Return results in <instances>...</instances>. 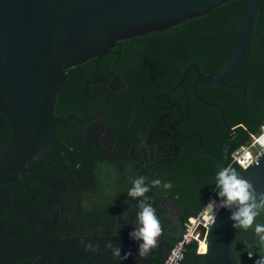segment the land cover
Returning <instances> with one entry per match:
<instances>
[{"label": "trees", "instance_id": "trees-1", "mask_svg": "<svg viewBox=\"0 0 264 264\" xmlns=\"http://www.w3.org/2000/svg\"><path fill=\"white\" fill-rule=\"evenodd\" d=\"M245 1L229 0L163 30L119 40L98 63L96 58H90L68 67L57 87L53 113L64 116L83 112L84 115L85 103H91L92 108H98L100 103V99L92 101L82 95L87 79L93 81L88 85L92 93L97 85L95 81L104 78L107 69L118 73V78L126 84L118 98L131 102L137 110L135 121L125 124L126 118L117 117L120 111L124 116L125 105L121 104L117 111L116 104L120 100L116 96L110 97L109 133L114 136L124 133L145 154H161L156 165L148 171L145 184L151 185L153 180L159 179L161 186L151 189H160L161 193L170 196L188 216L198 215L210 198L219 197V171L231 165L237 173L242 172L243 169L233 161L232 153L264 125V3L255 17L250 52L226 77L229 83L244 85V99L241 88L200 83L196 87L201 98L223 107L225 121L233 127L232 131L224 125L218 108L206 106L193 96V75L183 81L184 89L175 87L185 65L191 62H196L206 72L221 68L234 50L237 28L230 25L240 17ZM143 59L157 66L158 80L149 78L147 67L141 66ZM185 92L189 98L188 107ZM164 107H172L171 124H164L167 122V117L163 116ZM63 129L61 124L55 125L58 136L67 145L77 148L80 138L77 129L71 123L67 131ZM146 138H150V146L146 144ZM98 157H103L99 150ZM164 183H170L171 189H165ZM128 213L136 218L135 209L130 208ZM256 224L264 225V210L259 211L248 231L236 230L234 252L238 264H254L259 258L258 253L264 252V246H260L252 249L257 252L253 258L247 255L246 244L259 240V235L255 234ZM176 240L169 243L168 249ZM155 259V264H160L164 254Z\"/></svg>", "mask_w": 264, "mask_h": 264}, {"label": "water", "instance_id": "water-1", "mask_svg": "<svg viewBox=\"0 0 264 264\" xmlns=\"http://www.w3.org/2000/svg\"><path fill=\"white\" fill-rule=\"evenodd\" d=\"M226 1L229 0H0V111L12 127L8 145L0 150V184L18 182V173L23 172L26 165L34 164L50 150V145L61 151L68 161L80 158V154L61 142L54 132L56 123L76 118L74 115L60 118L53 113L57 87L64 79L66 67L104 55L119 40L163 30ZM263 3L264 0L245 1L240 17L230 25L237 28L234 50L218 71H201L193 63L181 78L182 81L188 71L194 69L193 94L206 106L220 110L229 131L223 107L201 98L196 87L199 83L237 87L243 90L244 99V85L229 83L226 77L250 52L255 17ZM257 161L244 168L240 176L253 183L258 204L260 193L264 192V151ZM225 199L217 198L215 224L204 227L199 223L196 228L198 239L206 235L205 252L197 253L198 242L193 240L185 244L181 264H238L234 252L237 229L229 216L239 205L222 207ZM170 203L181 210L173 200ZM181 235L182 232L176 238L180 239ZM108 242L134 252L139 264H151L153 255L161 253L162 249L159 244L146 259H141L138 247L142 240L108 234L77 238L73 247L101 249L106 248ZM30 251L23 245H0V264L21 258Z\"/></svg>", "mask_w": 264, "mask_h": 264}, {"label": "flooded vegetation", "instance_id": "flooded-vegetation-1", "mask_svg": "<svg viewBox=\"0 0 264 264\" xmlns=\"http://www.w3.org/2000/svg\"><path fill=\"white\" fill-rule=\"evenodd\" d=\"M100 57L93 58H96L98 63ZM193 63L196 62L185 65L175 87L184 89L183 81L190 75H193L194 82L193 68L181 81L187 67ZM141 64L142 67H147L149 78L158 80L159 72L155 71L157 66L154 63L143 59ZM68 67L63 70L64 76ZM199 69L205 71V68L199 67ZM117 78L118 73L107 69L105 77L95 81L97 85L91 88L92 93L88 85L93 81L91 78L87 79L82 95L92 101L100 99L98 108H92L91 103H85L84 115L83 112L68 113L64 116L54 114L60 118L76 116L77 119L70 118L65 123L55 125L61 124L63 130L67 131L66 128L70 123L73 124L80 135L77 148L67 145L55 132V126L54 132L67 147L75 149L80 154V158H71V161H68L61 151L50 145V150L38 157L34 164L26 165L23 172L18 173V182L0 184V245H23L31 250L30 253L6 264H138V261L140 262L132 251V255L127 260H117L107 248L73 247V241L77 238L94 234L129 235L133 229L141 226L137 214L141 210L138 204L143 198L130 197L128 190L132 187L134 179L140 176L147 178L148 171L156 165L157 158L161 156L160 153L155 152L152 155L145 154L143 149L124 133L120 132V136L109 133L107 112L111 109L110 97H120L123 88L126 87L125 82ZM185 94L186 107H188L189 98L187 92ZM121 104L125 105L124 116L120 111L117 117L126 118L125 124H132L135 121L136 107L129 101L120 100L116 104L117 111L121 109ZM171 108L164 107L163 116L167 117V122L164 124H171ZM143 118L148 120L145 116ZM228 127L233 130V127L229 125ZM11 133V124L0 111V150L8 145ZM105 140L110 146L115 145L114 153L124 151L123 157L117 158L112 154L108 150L112 147H106ZM150 141V138H146V144L149 146ZM98 150L103 153L102 158L98 157ZM146 196L150 199L145 203H151L155 208L163 229L162 235L158 238V246L162 244L161 253L153 255L154 260L151 263L155 264V256L164 254L169 243L183 232V225L188 215L179 204L181 210L173 207L170 203L173 199L161 193L160 189H151ZM130 208L136 211L135 219L128 213ZM52 244L54 247H51ZM120 248L121 256L128 252Z\"/></svg>", "mask_w": 264, "mask_h": 264}, {"label": "clouds", "instance_id": "clouds-1", "mask_svg": "<svg viewBox=\"0 0 264 264\" xmlns=\"http://www.w3.org/2000/svg\"><path fill=\"white\" fill-rule=\"evenodd\" d=\"M256 163L257 166H259V161ZM145 179L144 176L134 179L132 187L128 190V195L130 197L143 198L138 204L141 210L137 214L141 226L133 229V231L129 233L131 238L143 241L138 247V256L141 259H146L149 254L158 247V238L162 235L163 231L161 221L156 215L155 208L151 203H145V201L150 199L146 196V193H148L152 187L161 186L162 182L156 179L151 182V185H148L145 184ZM217 186L221 189L217 195L226 197L222 202V207H230L233 203L239 205L238 210L232 212L229 216V219L233 221L232 226L235 229H243L245 231L252 228L256 217L259 215V211L264 210V192L260 193V202L258 204L255 203L256 188L253 183L248 179L241 178L240 174L237 173L236 169L231 165L224 167L217 173ZM163 187L165 189H171L172 185L170 183H164ZM206 207L207 209H211V211L207 213L206 219L212 226L216 222L218 209L215 208L212 199L208 201ZM262 233H264V225L256 224L255 234L259 235V240H255L254 243L246 244V247L249 249L247 255L250 259L257 254V252L252 249L264 246V235H260ZM87 247H91V245H87ZM105 247L111 250L113 257L117 260H127L132 255L131 251H128L121 256L120 246H114L111 242H108ZM201 250L203 251L204 249L202 248ZM258 255L259 258L254 260V264H264V252H260Z\"/></svg>", "mask_w": 264, "mask_h": 264}, {"label": "built area", "instance_id": "built-area-1", "mask_svg": "<svg viewBox=\"0 0 264 264\" xmlns=\"http://www.w3.org/2000/svg\"><path fill=\"white\" fill-rule=\"evenodd\" d=\"M264 151V125L260 126L258 132L251 133L249 140L242 144L239 148L233 151L232 159L235 161L242 169L247 166L255 163L257 161L258 156L261 152ZM214 201L215 208H219V204L217 199L211 198ZM203 212H199L198 215L191 217L187 216L184 226L183 233L180 239H177L173 245L167 250L164 255V259L160 264H180L185 252V244L190 243L195 240L198 242L197 253L205 252L206 243L205 238L206 235L202 239H198V233H195L197 226L199 223L204 227L209 225L203 223L202 217ZM200 243L205 245V249L202 251L200 248Z\"/></svg>", "mask_w": 264, "mask_h": 264}, {"label": "rangeland", "instance_id": "rangeland-1", "mask_svg": "<svg viewBox=\"0 0 264 264\" xmlns=\"http://www.w3.org/2000/svg\"><path fill=\"white\" fill-rule=\"evenodd\" d=\"M104 143L107 144L106 147H112V148H109L108 150H109L110 152H112V154H114L117 158H122V157H123V152H124V151H123V152H117V153H114V152H113V149L115 148V145L112 144V145L110 146V143H109L108 141H106V140L104 141ZM130 188H131V187H130ZM210 199H211V198H210ZM210 199H209V200H210ZM209 200H208V201H209ZM208 201L205 203V205L208 203ZM205 205H204V206H205ZM204 206H203L202 209L200 210L201 212H204ZM200 211H199V212H200ZM191 217H194V216H191ZM121 219H122V218H121ZM183 226H184V225H183ZM182 233H183V232H182Z\"/></svg>", "mask_w": 264, "mask_h": 264}, {"label": "bare ground", "instance_id": "bare-ground-1", "mask_svg": "<svg viewBox=\"0 0 264 264\" xmlns=\"http://www.w3.org/2000/svg\"><path fill=\"white\" fill-rule=\"evenodd\" d=\"M206 206H207V204L204 206V212H203L204 215H203V217H202V221H203V223L208 224V221H207V219H206V215H207L208 212L211 211V209H207ZM200 248L205 249V245L202 244V243H200Z\"/></svg>", "mask_w": 264, "mask_h": 264}]
</instances>
